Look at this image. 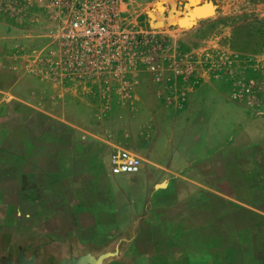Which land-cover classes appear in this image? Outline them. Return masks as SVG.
I'll list each match as a JSON object with an SVG mask.
<instances>
[{"label": "crops", "instance_id": "crops-1", "mask_svg": "<svg viewBox=\"0 0 264 264\" xmlns=\"http://www.w3.org/2000/svg\"><path fill=\"white\" fill-rule=\"evenodd\" d=\"M33 29L0 18V224L101 248L140 219L128 264H264V114L219 125L216 85L179 109L150 76L103 101L21 57L50 50ZM117 153L140 172L114 175Z\"/></svg>", "mask_w": 264, "mask_h": 264}, {"label": "rangeland", "instance_id": "rangeland-1", "mask_svg": "<svg viewBox=\"0 0 264 264\" xmlns=\"http://www.w3.org/2000/svg\"><path fill=\"white\" fill-rule=\"evenodd\" d=\"M191 1L124 0L126 25L150 31L154 38L156 70L143 71L139 80L152 77L165 103L177 104L179 109L186 108L191 94L211 82L221 96L216 100L219 125L226 120L235 126L250 120L256 125L254 115L264 114V0H196V7L188 6ZM19 2L0 0V18L15 27L12 17ZM209 3L215 6V14L199 18L195 9ZM21 57L36 62L50 56ZM35 234L0 224L5 239L26 236L42 241L43 246L55 244Z\"/></svg>", "mask_w": 264, "mask_h": 264}, {"label": "built area", "instance_id": "built-area-1", "mask_svg": "<svg viewBox=\"0 0 264 264\" xmlns=\"http://www.w3.org/2000/svg\"><path fill=\"white\" fill-rule=\"evenodd\" d=\"M14 23L46 38L50 57L36 59L38 73L64 85L100 91L106 102L132 100L139 74L156 70L153 33L130 29L124 0H20ZM7 14V13H6ZM141 159L117 153L112 173L138 174Z\"/></svg>", "mask_w": 264, "mask_h": 264}, {"label": "water", "instance_id": "water-1", "mask_svg": "<svg viewBox=\"0 0 264 264\" xmlns=\"http://www.w3.org/2000/svg\"><path fill=\"white\" fill-rule=\"evenodd\" d=\"M208 6L213 8L214 5L209 3ZM207 7L196 8V15L207 18L215 14V6L210 11ZM140 223V219L136 220L124 236L101 248H82L73 241L61 249L56 245L43 246L42 241L26 236L5 239L0 235V264H110L113 261L128 264L124 254L135 241Z\"/></svg>", "mask_w": 264, "mask_h": 264}, {"label": "bare ground", "instance_id": "bare-ground-1", "mask_svg": "<svg viewBox=\"0 0 264 264\" xmlns=\"http://www.w3.org/2000/svg\"><path fill=\"white\" fill-rule=\"evenodd\" d=\"M199 4V2L198 1H196V0H193V1H191L190 3H188V6H197ZM200 6V5H199ZM208 6V5H207ZM206 6V7H207ZM212 9H214V6H213V8L212 7H210V6H208L207 8H206V10H212ZM178 12V11H177ZM191 13L192 14H194V12L191 10ZM188 21V20H187ZM184 23V22H183Z\"/></svg>", "mask_w": 264, "mask_h": 264}]
</instances>
